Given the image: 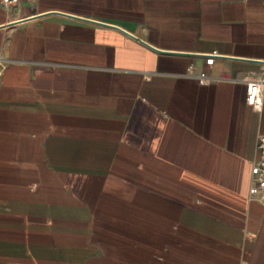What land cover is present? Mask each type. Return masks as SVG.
Listing matches in <instances>:
<instances>
[{
	"label": "crops",
	"instance_id": "crops-1",
	"mask_svg": "<svg viewBox=\"0 0 264 264\" xmlns=\"http://www.w3.org/2000/svg\"><path fill=\"white\" fill-rule=\"evenodd\" d=\"M264 0L0 3V264H264Z\"/></svg>",
	"mask_w": 264,
	"mask_h": 264
},
{
	"label": "built area",
	"instance_id": "built-area-1",
	"mask_svg": "<svg viewBox=\"0 0 264 264\" xmlns=\"http://www.w3.org/2000/svg\"><path fill=\"white\" fill-rule=\"evenodd\" d=\"M18 0H0L6 7L15 5ZM214 52L202 54L203 66L197 70L188 68L185 76L194 80L197 84H207L220 80H236L244 85V102L255 111H260L262 97L264 95V72L259 74L245 73L241 77L234 79L222 75H214L209 72L212 64ZM257 156L251 161L249 167V183L247 188V198L260 204L264 208V135H258L256 140Z\"/></svg>",
	"mask_w": 264,
	"mask_h": 264
}]
</instances>
